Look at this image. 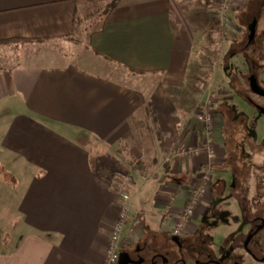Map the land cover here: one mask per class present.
<instances>
[{"label": "crops", "instance_id": "obj_1", "mask_svg": "<svg viewBox=\"0 0 264 264\" xmlns=\"http://www.w3.org/2000/svg\"><path fill=\"white\" fill-rule=\"evenodd\" d=\"M113 1L0 0V160L17 176L21 221L0 264H103L120 211L119 165L131 178L130 212L142 224L132 234L127 225L123 253L172 235L208 166L212 181L186 233L235 231L216 222L233 177L224 135L214 142L216 160L172 154L182 134L195 145L206 132L185 119L176 98L194 15L182 0H120L108 13ZM245 9L223 25L240 23ZM82 34L87 44L74 53ZM138 121H152L157 149L132 152L142 160L132 164L112 151L133 138Z\"/></svg>", "mask_w": 264, "mask_h": 264}, {"label": "rangeland", "instance_id": "obj_2", "mask_svg": "<svg viewBox=\"0 0 264 264\" xmlns=\"http://www.w3.org/2000/svg\"><path fill=\"white\" fill-rule=\"evenodd\" d=\"M181 2L184 9L194 15L192 27L195 31V41L186 67L183 86L176 92L177 105L182 107V113L187 121L198 120L204 125L206 132L207 124L204 119H201L199 114H202L203 111L211 114V128L208 131L212 133L211 137H209L211 139V149L214 142L216 143V140L223 139L224 135V145L228 157H230L227 162L229 168H237L239 180L234 185L233 177H230L227 190L222 198V204H228L229 206L226 210H223L225 216L221 214L216 218V222L220 223L221 228H227L230 225V229L234 230L238 226L235 222L239 221L243 224L244 216L248 215L250 211L253 216H256V214L264 216V117L232 90L231 83L234 73L237 74V78L242 82L244 76H247L246 72H248L242 57L238 55L240 49L239 41L242 39L239 27L243 23L242 20L240 21L239 19V23L234 18L230 28L223 25L216 14L215 2L217 0H182ZM244 8L246 9L242 14H245L249 19L261 12L264 13V0H249ZM260 29L264 30V18L261 19ZM75 41L77 44L74 42L72 44L74 53L83 49L87 44L83 34L77 37ZM63 51L66 52L65 48ZM245 86L244 83V90ZM226 92L228 93L226 94ZM248 95L258 104L262 102L256 96L250 93ZM223 111H225L224 114L221 113ZM244 120L248 124L247 128L242 126ZM137 125L139 127L136 128L133 138L121 143L120 146L112 151L116 153L117 150H120L124 154L125 160L130 161L132 164L139 159L135 158L132 152L135 151L138 154L147 153L149 156H153L157 149L155 144L157 139L155 137L156 131L152 121L151 123L138 121ZM246 131L250 137L245 136L247 135ZM251 135L254 136L255 140L252 139ZM203 138L206 139V135ZM90 146L92 149L96 148L93 142L90 143ZM205 150L206 148L202 149V151ZM213 150L216 160L215 146ZM201 155L206 154H200L199 156ZM199 156H194V158ZM139 160L142 162L141 158ZM113 169H116V171H113V178L117 176L119 179L117 186L119 190L118 198L120 199L121 192L122 194H129L130 188L128 185H131V178L126 179V175L123 174L125 172L123 170H127L126 167L119 165V167H113ZM16 180L17 176L10 174L8 166L0 160V250L2 251L7 249L6 247L11 246L10 236L21 226L16 210L18 198ZM190 191L188 192L186 204L190 197ZM201 194H204V188ZM260 195L261 197H259ZM240 199L243 200L242 208L241 206L237 207ZM132 200L133 197L130 195V204ZM232 204L235 207L231 208ZM179 216L180 214L177 216L176 221ZM134 217L139 218L138 215H134ZM195 219L196 216L192 217L190 222ZM212 221L209 219L210 225H212ZM141 226L142 224L140 223L133 233ZM245 226V231H247L249 226ZM123 237L122 241L126 238L125 235ZM222 239L223 237L220 240ZM0 263H3L1 257Z\"/></svg>", "mask_w": 264, "mask_h": 264}, {"label": "flooded vegetation", "instance_id": "obj_3", "mask_svg": "<svg viewBox=\"0 0 264 264\" xmlns=\"http://www.w3.org/2000/svg\"><path fill=\"white\" fill-rule=\"evenodd\" d=\"M263 18V12L249 19L245 14L242 15V39L239 41L240 49L238 53L242 57L244 65L248 68V72H246L247 76H244L242 80L243 85L244 83L246 85L245 90L243 89V94L239 96L251 107L255 108L262 117H264L261 114V109H264V96L252 91L251 79L256 78L259 88L264 91V30L260 29V22ZM254 25L255 32L252 35L251 30ZM248 93L256 96L262 102L258 104ZM242 126L243 128H247L248 124H246L245 120ZM248 135L247 133L245 136ZM251 136L255 140L254 136ZM228 158L230 159V157ZM210 160H215V158ZM236 170L237 168L231 169L234 185L237 183L236 175L238 171ZM208 173L210 175L209 181L205 178ZM213 174L214 167L208 166L204 171L201 182L197 186L204 187L209 184L212 181ZM202 197L203 194L195 208L193 218L196 216V211L202 201ZM242 201V199L238 201L241 208L243 206ZM190 220L180 236L172 234L165 238L163 244H160L156 238H153L150 244L145 243L143 246H135V248L128 252L131 258V264H264V216L257 214L253 216L250 211L248 215L246 214L244 216L243 224L236 221L235 223L238 226L235 225V231H231V234H228L222 240H220L221 235H216L211 232L205 234L202 232L193 235L187 234L186 229ZM206 221H209V219ZM245 225L249 226L247 231H245ZM122 253L123 248L120 254L119 264Z\"/></svg>", "mask_w": 264, "mask_h": 264}, {"label": "built area", "instance_id": "obj_4", "mask_svg": "<svg viewBox=\"0 0 264 264\" xmlns=\"http://www.w3.org/2000/svg\"><path fill=\"white\" fill-rule=\"evenodd\" d=\"M249 0H217V11L216 14L222 23H226L230 18V15L238 11L239 9H243ZM201 119L205 120L207 124V132L206 139L199 138L195 145H190L186 141V133L177 141L176 145L173 148L172 154L179 158H191L194 156H199L200 154H206L209 159L215 158L213 145L211 149V134L209 131L211 114L203 111L202 114H199ZM210 146V147H209ZM203 148H206L205 151H202ZM206 180L209 181L210 175L209 173L206 175ZM203 186H197L196 188H192L190 191V197L188 203L186 204L183 212L180 214L178 220L175 223L172 234L175 236H180L187 224L188 221L194 216L195 208L199 203L201 198V193L203 190ZM119 216L117 222L114 224L111 235L109 238L108 248H107V256L106 260L103 264H119L120 254L123 248L122 239L124 238V233L127 225L131 223V232L135 230L141 223L140 219L137 217H132L130 213V195L121 192L119 199ZM131 221V222H130Z\"/></svg>", "mask_w": 264, "mask_h": 264}, {"label": "trees", "instance_id": "obj_5", "mask_svg": "<svg viewBox=\"0 0 264 264\" xmlns=\"http://www.w3.org/2000/svg\"><path fill=\"white\" fill-rule=\"evenodd\" d=\"M120 0H115L113 1L109 6H108V13L113 12L119 5ZM235 75L231 78V83H232V90H234L236 93H238V95H242L243 94V89H244V85L242 84L241 80H239L237 78V74L234 73ZM225 93V92H224ZM228 92H226L227 94ZM222 109H224L222 107ZM222 113H225V111H223ZM237 171V170H236ZM236 180H239V175L237 173L236 175ZM240 182V181H239Z\"/></svg>", "mask_w": 264, "mask_h": 264}, {"label": "water", "instance_id": "obj_6", "mask_svg": "<svg viewBox=\"0 0 264 264\" xmlns=\"http://www.w3.org/2000/svg\"><path fill=\"white\" fill-rule=\"evenodd\" d=\"M251 32L252 35H254L255 25L253 26ZM251 89L254 93L264 96V91L259 88L256 78L251 79ZM261 114L264 116V109H261ZM120 264H131V258L128 252L122 253Z\"/></svg>", "mask_w": 264, "mask_h": 264}]
</instances>
